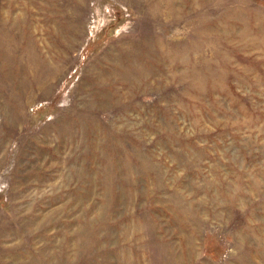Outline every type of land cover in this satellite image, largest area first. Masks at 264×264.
<instances>
[{
    "label": "rangeland",
    "instance_id": "374dc122",
    "mask_svg": "<svg viewBox=\"0 0 264 264\" xmlns=\"http://www.w3.org/2000/svg\"><path fill=\"white\" fill-rule=\"evenodd\" d=\"M0 264H264V0H0Z\"/></svg>",
    "mask_w": 264,
    "mask_h": 264
}]
</instances>
